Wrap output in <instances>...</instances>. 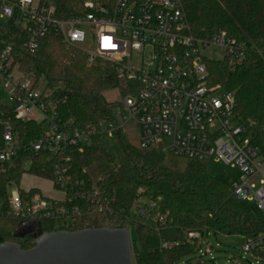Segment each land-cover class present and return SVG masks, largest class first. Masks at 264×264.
<instances>
[{"label":"built area","instance_id":"1","mask_svg":"<svg viewBox=\"0 0 264 264\" xmlns=\"http://www.w3.org/2000/svg\"><path fill=\"white\" fill-rule=\"evenodd\" d=\"M82 8V15L59 19L54 0H0V21L21 29L24 53L35 54L43 39L52 34L68 49L83 53L88 66H98L120 85L115 89L120 99L105 127L65 132L53 104L42 99V83L20 75L11 47L1 51L0 95H5L6 103L0 104L11 108L17 121L42 123V133L27 149L54 158L53 179L45 181L63 198H47L34 187L24 190L21 181L1 183L23 146L9 119L1 114L0 219L21 224L67 220L78 215L76 203L86 201L101 211L96 190L87 191L84 182L70 176L67 153H81L97 135L107 139L126 136L129 128L136 131L141 149L158 147L188 160H214L236 168L238 179L231 182L234 199L264 213V158L235 119L234 94L210 85L205 65L206 60L226 59L234 66L245 58L246 47L224 32L209 39L194 37L180 0H114L110 8L86 1ZM29 166L27 157L24 174ZM82 172L88 174L86 168ZM32 190L36 192L31 194ZM153 207L149 204L141 216L150 217ZM123 228L128 232V226ZM186 238L200 240L201 236L189 232ZM262 243L261 238L245 242L243 251L250 254Z\"/></svg>","mask_w":264,"mask_h":264},{"label":"trees","instance_id":"2","mask_svg":"<svg viewBox=\"0 0 264 264\" xmlns=\"http://www.w3.org/2000/svg\"><path fill=\"white\" fill-rule=\"evenodd\" d=\"M55 16L68 19L82 15L83 4L91 1L110 8L114 0H54ZM191 33L209 39L218 32L246 47L245 58L230 66L206 60L207 80L235 99L234 114L245 127L252 146L264 158V0H180ZM23 34L13 23L0 24V53L11 47L19 71L42 80V99L52 103L61 129L70 132L85 126L101 129L113 118L115 104L103 93L120 87L115 78L98 66H88L83 53L68 49L59 38L46 36L33 55L21 49ZM1 114L9 119L12 132L23 146L15 153V166L1 177V183L19 184L25 173L41 180H52L54 158L45 152L33 153L27 144L42 133V123H22L14 119L11 108L0 104ZM0 125V148L2 147ZM120 154L114 155L110 142ZM69 174L84 182L86 190H96L99 211L89 201L77 202L78 215L62 221L35 222L41 234L85 229H121L131 226L135 241L130 252L135 264H203L196 258L201 241L209 235L240 236L244 242L264 240V213L253 212L232 195L231 183H224L207 172L208 162L188 160L163 152L158 147L141 149L124 135L107 139L95 136L79 153H68ZM86 168L88 174L82 170ZM36 192L32 190L30 193ZM153 204L156 214L151 225L135 222L132 212L141 202ZM21 223L0 219V245L15 243L22 250L32 247L37 232L15 237ZM34 224V223H32ZM198 232L200 240H188L186 234ZM163 244L171 247H162ZM209 248H211L209 246ZM264 263V243L250 253Z\"/></svg>","mask_w":264,"mask_h":264},{"label":"water","instance_id":"3","mask_svg":"<svg viewBox=\"0 0 264 264\" xmlns=\"http://www.w3.org/2000/svg\"><path fill=\"white\" fill-rule=\"evenodd\" d=\"M35 231L40 236L28 250L11 242L1 244L0 264H131L125 228L41 234L37 223H23L14 236L22 238Z\"/></svg>","mask_w":264,"mask_h":264},{"label":"rangeland","instance_id":"4","mask_svg":"<svg viewBox=\"0 0 264 264\" xmlns=\"http://www.w3.org/2000/svg\"><path fill=\"white\" fill-rule=\"evenodd\" d=\"M1 25H5L6 22L0 21ZM220 56H213L211 58H219ZM21 76L23 75L20 72ZM32 77V76H31ZM39 83H42V87L44 88V83L42 80H39ZM104 99L107 102L115 103L120 99V95L117 90H110L103 93ZM6 98L4 94L0 95L1 103H6ZM137 133L133 129L129 128L126 133V137L129 140L136 142ZM110 145L113 148V154L119 155L120 151L115 144V142L111 141ZM207 172L208 174L216 178L217 180L224 183L235 182L238 179V170L230 165H224L220 162H216L214 160L208 162L207 164ZM21 188L28 189L29 187H34L39 189L41 194L47 198L51 199H61L63 198V194L61 192L55 191L51 185L45 180H39L33 178L27 174H24L21 179ZM247 207H249L253 212L257 213L256 209L253 205L244 203ZM149 204L145 201L141 202L138 208H135L132 212L131 219L135 222H141L143 224L151 225L155 222L156 214L154 210L150 211V217H142L140 212L144 210H148ZM128 234H129V242L135 241L134 230L131 226H128ZM244 240L240 236H225V235H217L214 236L212 234L209 235V239L204 238L201 241L200 254L196 253V258L199 261L203 262V264H264L259 260L250 256V254L245 253L243 251ZM209 246L211 248H209ZM131 253V252H130ZM131 264H135L133 262V258L131 256Z\"/></svg>","mask_w":264,"mask_h":264}]
</instances>
